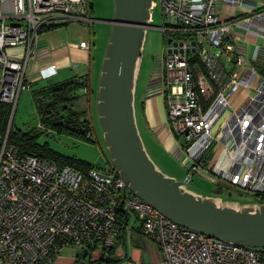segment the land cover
Returning a JSON list of instances; mask_svg holds the SVG:
<instances>
[{
    "label": "built area",
    "instance_id": "obj_1",
    "mask_svg": "<svg viewBox=\"0 0 264 264\" xmlns=\"http://www.w3.org/2000/svg\"><path fill=\"white\" fill-rule=\"evenodd\" d=\"M243 0H151L160 5L167 33L161 56L167 128L180 136L178 159L190 172L264 196V4L221 21L222 4ZM89 24L88 0H0V101L15 106L30 88L27 61L46 28ZM77 46L89 49L87 40ZM25 53L14 58L11 49ZM52 65L42 78L56 73ZM81 91L88 78L79 76ZM246 89L233 105L232 96ZM228 109V110H227ZM0 134V264H51L66 245L83 253L76 262L95 264L122 227L118 211H132L144 234L160 249L158 264H264V247L236 244L180 225L138 197L113 164L82 171L18 152ZM216 140L219 149L205 152ZM96 172L104 174L101 179ZM260 204H254L258 208ZM138 264V263H132Z\"/></svg>",
    "mask_w": 264,
    "mask_h": 264
},
{
    "label": "water",
    "instance_id": "obj_2",
    "mask_svg": "<svg viewBox=\"0 0 264 264\" xmlns=\"http://www.w3.org/2000/svg\"><path fill=\"white\" fill-rule=\"evenodd\" d=\"M151 0H114L99 80L97 113L112 164L129 188L176 223L208 236L264 247V204L240 209L220 205L185 189L191 179L164 174L152 161L138 132L134 85ZM101 179L109 178L96 172ZM111 180V178H109Z\"/></svg>",
    "mask_w": 264,
    "mask_h": 264
},
{
    "label": "crops",
    "instance_id": "obj_3",
    "mask_svg": "<svg viewBox=\"0 0 264 264\" xmlns=\"http://www.w3.org/2000/svg\"><path fill=\"white\" fill-rule=\"evenodd\" d=\"M263 4L264 0H243V2L235 8L229 4H222L219 6L217 15L219 20L224 21L231 16L233 10L238 16H242L249 13L255 5L260 6ZM91 23L84 24L82 22L74 21L64 25L49 27L40 32L27 61L26 79L30 83V90L36 83H39V87H42L48 81L58 82L62 81L64 78L79 77L80 75L85 74L88 78L89 88L86 93H83L80 89L78 90V93H81L82 96L79 97V100L77 101L80 103V108H77L86 110L87 113H90L91 104L94 103V105L97 106V95L100 87L99 80L102 73V61L104 59V53L110 33L108 31L104 38L102 48L99 49L96 43H94L95 31ZM80 40H87L90 45L89 49L78 47L77 43ZM10 53L14 58H20L24 55L25 51L23 48L17 47L11 49ZM52 65L56 66V73L48 78H42L40 72L48 69ZM59 76H63V78H59ZM164 84L162 63L160 58H158L152 67L147 83L141 90L138 98L140 116L137 115L135 110L136 90L134 86V112L136 125L139 132L138 124L142 122L143 130L151 140L147 141L148 146L142 141L145 150L149 147L154 151L155 146H159L158 144H160L162 147H165V149H163L165 154L167 153L169 155V153H172L177 158L179 149L175 146L169 135L170 133L167 128L165 110L161 100V97H164ZM142 86H144V84H142ZM150 136L157 141H153ZM218 149L219 144L215 140L205 152V156H212ZM187 190L201 197L213 198L220 205H228L237 209L258 203L242 204L238 201H224L219 195H205L189 188H187ZM118 218L122 223V227L115 236L110 248L111 251L109 250V255L104 256L101 259L99 258L98 251L93 252L92 258L95 260V264H158L161 259L160 249L155 242L144 234L141 221L135 216V214L132 211L121 208L118 211ZM67 246L68 245L65 247ZM82 253V250L71 256H64L60 253L51 264H82L81 260L76 262L75 259Z\"/></svg>",
    "mask_w": 264,
    "mask_h": 264
},
{
    "label": "rangeland",
    "instance_id": "obj_4",
    "mask_svg": "<svg viewBox=\"0 0 264 264\" xmlns=\"http://www.w3.org/2000/svg\"><path fill=\"white\" fill-rule=\"evenodd\" d=\"M89 1L92 5V9L89 11V16L93 19L91 24L95 31L94 43H96L97 47L101 49L104 38L106 37L108 31L110 33L111 24L95 19H110L113 16L114 0ZM232 13H234V10ZM163 22L164 19L162 16L161 6L158 5L151 11V26L146 28L145 31L142 52L136 73L134 85L136 90L135 110L139 116L140 110L138 98L140 96L141 90L143 87H145L150 71L152 70L156 60L158 58L161 59L164 47L166 45V38L168 35L161 28ZM59 78H63V76H59ZM65 79L66 78L63 80ZM142 84H144V86H142ZM38 87L39 83H36L32 86L31 90H34ZM31 90L28 88L22 89L15 106H10L11 112L9 115L8 125L13 131L19 130L20 132L25 133L35 132L36 135L34 136L33 142H35L36 146L47 154L46 159L48 160H53L51 155L62 158H72L78 162L96 165L103 170L109 168L112 165V159L103 139V131L97 113V106L94 105V103L90 106L91 112H88L92 126L90 138L81 139L66 134H60L55 131L44 132L38 129L39 118L32 101ZM246 92V89H241L232 96L234 106L239 104L245 98ZM78 94L80 97L82 96L81 93ZM161 100L165 110V115L167 117L164 97H161ZM76 106L80 108V103L77 102ZM138 125L140 137L145 145H147V141L151 140L143 130L142 122ZM169 135L171 136L175 146L179 149V140L181 137L177 136L173 132H170ZM150 137L153 141H157L155 138L153 139L152 136ZM158 145L159 146H155L154 151L147 147L148 149L146 151L152 161L164 174L172 176L177 180L183 179L186 175H191V179L186 185L187 188L205 195H219L224 201H238L242 204L260 201V198L254 193L239 191V189H236L223 181H220V183L213 181L210 178L212 175L205 171L190 172L187 165H185V162L181 161L180 158H176V156L172 153H169V155L167 153L165 154L163 151L165 147H162L160 144ZM186 187L185 189L187 190ZM79 249L80 248H77L74 245H68L67 247L63 248L61 254L64 256H71L77 252H80L81 249Z\"/></svg>",
    "mask_w": 264,
    "mask_h": 264
},
{
    "label": "trees",
    "instance_id": "obj_5",
    "mask_svg": "<svg viewBox=\"0 0 264 264\" xmlns=\"http://www.w3.org/2000/svg\"><path fill=\"white\" fill-rule=\"evenodd\" d=\"M88 2L90 11L92 5L89 0ZM80 88L79 77H70L58 82L48 81L42 87L31 90L32 101L39 118L38 129L40 131H55L81 139L91 137L92 126L88 113L86 110L78 109L76 106L80 97L78 94ZM10 106L8 103L0 101V134L2 135L5 134L7 129L11 112ZM35 135V132L25 133L19 130L13 131L10 128L8 142L14 144L20 154H34L46 159L47 154L33 142ZM51 156L57 163L66 164L82 171L99 168L96 165L78 162L72 158ZM256 195L260 198L258 203L264 202V196Z\"/></svg>",
    "mask_w": 264,
    "mask_h": 264
}]
</instances>
